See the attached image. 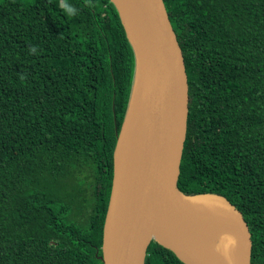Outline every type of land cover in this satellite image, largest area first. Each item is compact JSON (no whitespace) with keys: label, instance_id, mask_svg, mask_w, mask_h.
Masks as SVG:
<instances>
[{"label":"trees","instance_id":"trees-1","mask_svg":"<svg viewBox=\"0 0 264 264\" xmlns=\"http://www.w3.org/2000/svg\"><path fill=\"white\" fill-rule=\"evenodd\" d=\"M163 1L189 85L178 189L231 203L264 264V0ZM65 2L0 0V264H102L134 55L110 0ZM145 264L182 263L151 242Z\"/></svg>","mask_w":264,"mask_h":264},{"label":"water","instance_id":"water-1","mask_svg":"<svg viewBox=\"0 0 264 264\" xmlns=\"http://www.w3.org/2000/svg\"><path fill=\"white\" fill-rule=\"evenodd\" d=\"M110 3L131 46L134 71L113 151L102 264H145L151 242L182 264H251L252 237L241 212L223 197L178 189L189 85L164 1ZM198 228L218 234L216 250L197 240Z\"/></svg>","mask_w":264,"mask_h":264},{"label":"bare ground","instance_id":"bare-ground-1","mask_svg":"<svg viewBox=\"0 0 264 264\" xmlns=\"http://www.w3.org/2000/svg\"><path fill=\"white\" fill-rule=\"evenodd\" d=\"M196 238L199 242H201L205 247L214 251L220 245V238L215 231H211L206 228L196 229ZM203 241H201L200 239ZM205 243V244H204Z\"/></svg>","mask_w":264,"mask_h":264},{"label":"clouds","instance_id":"clouds-1","mask_svg":"<svg viewBox=\"0 0 264 264\" xmlns=\"http://www.w3.org/2000/svg\"><path fill=\"white\" fill-rule=\"evenodd\" d=\"M89 6H92L91 4ZM60 7L64 9L69 15L75 16L77 14V9L70 7L65 0H61ZM29 54L35 55L38 52L37 46H30ZM219 251V249H217ZM225 258H227V255L225 254Z\"/></svg>","mask_w":264,"mask_h":264}]
</instances>
